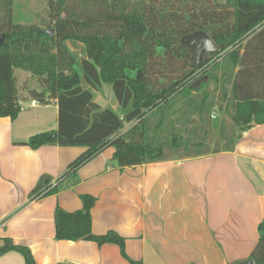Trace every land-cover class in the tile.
Here are the masks:
<instances>
[{"label":"trees","instance_id":"1","mask_svg":"<svg viewBox=\"0 0 264 264\" xmlns=\"http://www.w3.org/2000/svg\"><path fill=\"white\" fill-rule=\"evenodd\" d=\"M53 34L14 23L13 0H0V118L14 121L21 111L14 70L36 77L41 91L29 98L58 108L57 130L24 144L87 148L55 185L45 177L30 199L47 197L77 183V170L104 148L115 149L121 169L159 161L231 152L238 134L264 124V0H55ZM206 32L217 51L194 58L183 36ZM68 43L83 47L77 61ZM75 67V68H74ZM135 72L133 79L126 74ZM111 86L123 109L119 117L93 103L91 90ZM89 87V89L83 88ZM217 114V115H215ZM212 117H217L211 119ZM135 123L116 136L124 124ZM239 130L236 134L235 131ZM213 137L209 147L208 136ZM116 136V137H115ZM82 209L53 211L54 238L116 245L126 264L124 239L114 232L94 235V199L82 195ZM248 260L264 264V219ZM17 252L36 264L29 249L3 239L0 256Z\"/></svg>","mask_w":264,"mask_h":264},{"label":"crops","instance_id":"2","mask_svg":"<svg viewBox=\"0 0 264 264\" xmlns=\"http://www.w3.org/2000/svg\"><path fill=\"white\" fill-rule=\"evenodd\" d=\"M17 72L27 73L14 70L18 89ZM126 74L135 77L133 71ZM32 90L41 91L18 89L21 111L14 121L0 118V245L10 239L29 249L36 264H126L116 245L55 240L54 209L79 211L80 196L86 195L94 199L91 232L99 236L111 231L123 238L129 260L141 264L248 260L264 219V124L241 131L231 152L123 169L113 160L115 149L108 146L77 170L75 185L30 199L41 178L55 185L87 150L55 145L32 150L22 145L34 135L57 130L56 101L32 107L28 95ZM91 93L93 103L123 117L111 86L102 84ZM134 125L124 124L116 136ZM0 264H24V259L8 252L0 256Z\"/></svg>","mask_w":264,"mask_h":264},{"label":"rangeland","instance_id":"3","mask_svg":"<svg viewBox=\"0 0 264 264\" xmlns=\"http://www.w3.org/2000/svg\"><path fill=\"white\" fill-rule=\"evenodd\" d=\"M55 0H13L12 11H13V21L14 23L21 25H34L41 28L45 32L52 31V21L50 14L53 12V7ZM221 5H224L226 0H217ZM69 50L76 58L77 61L84 58L83 47L78 43H68ZM21 76V72H17V82L19 92L27 90L29 87H34L39 89V82L36 77L30 76L28 72ZM27 75V76H26ZM26 77V78H25ZM21 96V94H20ZM41 107V105H38ZM37 106V107H38ZM41 109V110H40ZM35 111H43L42 108H37ZM50 111V110H48ZM217 115V114H215ZM217 117H212L215 119ZM236 134L239 130L235 131ZM207 140H210L209 147L213 146V137L208 136ZM176 156H173L175 159Z\"/></svg>","mask_w":264,"mask_h":264},{"label":"water","instance_id":"4","mask_svg":"<svg viewBox=\"0 0 264 264\" xmlns=\"http://www.w3.org/2000/svg\"><path fill=\"white\" fill-rule=\"evenodd\" d=\"M53 34V31L49 32ZM3 44V36H0V46ZM180 44H186L188 46L194 47V58L196 60L200 59L201 55H207L217 51V47L209 37V35L204 31H195L191 34L183 36L180 40ZM245 264H252L247 262Z\"/></svg>","mask_w":264,"mask_h":264},{"label":"built area","instance_id":"5","mask_svg":"<svg viewBox=\"0 0 264 264\" xmlns=\"http://www.w3.org/2000/svg\"><path fill=\"white\" fill-rule=\"evenodd\" d=\"M36 105H38V102H36V101L33 100V101L31 102V106L33 107V106H36Z\"/></svg>","mask_w":264,"mask_h":264}]
</instances>
